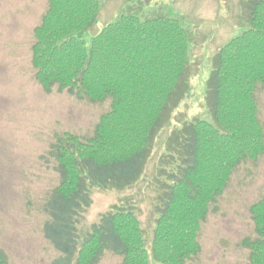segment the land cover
<instances>
[{"label": "trees", "instance_id": "obj_1", "mask_svg": "<svg viewBox=\"0 0 264 264\" xmlns=\"http://www.w3.org/2000/svg\"><path fill=\"white\" fill-rule=\"evenodd\" d=\"M34 29L31 61L42 89L91 103L110 102L93 136L58 137L51 155L60 181L45 206V239L60 254L52 264H100L106 252L121 264H188L212 205L234 172L264 155L258 90L264 89V0H248L249 29L218 51L208 84L213 123L196 121L173 136L177 170L162 197L150 249L142 223L115 208L80 239L91 187L124 190L142 177L157 134L189 91V34L178 19L123 15L87 48L99 0H47ZM256 234L243 246L249 264H264V197L250 207ZM152 259H151V257ZM0 264H8L0 249Z\"/></svg>", "mask_w": 264, "mask_h": 264}, {"label": "rangeland", "instance_id": "obj_2", "mask_svg": "<svg viewBox=\"0 0 264 264\" xmlns=\"http://www.w3.org/2000/svg\"><path fill=\"white\" fill-rule=\"evenodd\" d=\"M99 2L98 22L84 35L87 48L103 28L127 14L141 20L178 19L190 36L189 91L165 119L142 177L124 190L91 187L92 204L82 212L78 226L83 239L103 215L126 207L140 219L150 249L162 197L170 184L168 174L177 170L173 136L199 120L213 123L209 80L221 47L249 29L248 0ZM47 6V0H0V249L8 264H52L59 257L43 233L48 220L45 206L60 181L52 145L65 134L92 137L110 108L109 101L91 103L57 89L47 93L37 82L31 48L34 29ZM257 102L264 129V89L258 90ZM263 197L264 155L234 172L201 227V252L188 264H249L243 241L256 238L250 207ZM121 261L118 255L106 252L100 264Z\"/></svg>", "mask_w": 264, "mask_h": 264}]
</instances>
